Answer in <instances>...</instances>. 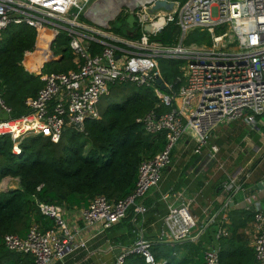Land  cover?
<instances>
[{"label":"built area","instance_id":"2783aa9c","mask_svg":"<svg viewBox=\"0 0 264 264\" xmlns=\"http://www.w3.org/2000/svg\"><path fill=\"white\" fill-rule=\"evenodd\" d=\"M91 2L0 0V39L11 24L34 27L37 41L33 48L24 51L22 63L26 71L42 79L37 94L25 101L26 113L0 117V136H11L12 151L17 155L22 154L21 145L28 137L45 136L58 143L67 129L85 131L86 119L101 117L99 102L110 93L112 85L130 83L152 87L159 104L167 110L163 113L151 110L138 121L147 133L163 135L165 147L139 162L136 186L130 194L119 200L99 194L83 208L82 216L88 226L105 229L120 223L131 207L138 214L145 211L139 199L160 185L163 172L172 163V151L184 134L195 139V152H201L217 126L236 120L256 125L257 116L264 115V0H174L172 9L160 7L152 13L148 9L155 1L134 12L124 8L123 16H133L136 22V26L129 27L131 34L87 20L84 12ZM172 24L178 32L171 43L155 39ZM146 25H150L151 31ZM45 27L46 35L42 38ZM196 27L212 33L210 45L182 43L188 31ZM61 31L66 32L69 48L77 56L72 67L66 70L47 67L53 63L63 66L64 56H57L53 51ZM138 32L141 34L136 35ZM164 58L184 61L180 66L182 76H177L181 81L177 88L162 74L160 60ZM158 77L163 79L166 88L160 87ZM0 107L13 112L1 98ZM219 151L220 146L213 143L210 155ZM225 188L230 196L216 230L218 239L229 234L226 211L234 202L233 191L241 186L229 176ZM36 203L43 215L53 219L54 225L43 228L33 222L24 237L7 233L3 242L9 250L31 255L34 264H53L55 259L62 260L74 245L72 229L64 218L66 206L37 199ZM235 206L247 207L240 202ZM258 206L254 212L253 250L264 264V212ZM164 219L167 228L158 236L160 241L184 242L197 226L190 203L169 204ZM214 219L210 218L207 223L210 225ZM153 245V241L139 234L134 244L117 256L116 264H124L132 254L142 255L145 264H167L168 260L155 257ZM219 251L220 243L207 248L203 254L205 263H220Z\"/></svg>","mask_w":264,"mask_h":264},{"label":"trees","instance_id":"16d2710c","mask_svg":"<svg viewBox=\"0 0 264 264\" xmlns=\"http://www.w3.org/2000/svg\"><path fill=\"white\" fill-rule=\"evenodd\" d=\"M132 26H136V22L123 13L111 23L112 29L123 34H131L129 27ZM176 32L175 25H168L155 39L168 44ZM2 34L0 98L16 116H21L28 111L26 99L34 97L42 85V79L40 85L39 77L26 71L22 63L24 51L36 44L37 33L34 27L21 23L9 25ZM161 61L173 70L166 75L167 81L179 87L181 81L177 76H182L180 66L184 61L174 58ZM55 65L54 69L59 70L72 67L64 63L59 67ZM104 98V102H99V119H86L85 131L67 129L58 143L45 136L28 137L21 145L22 154L17 155L12 151L11 136H0V182L10 175L18 178L22 185L19 189L6 191L0 188V264H34L31 255L7 249L3 237L7 233L24 237L33 222L40 223L43 228L52 226L51 219L41 213L36 199L68 207L81 206L99 194L119 200L134 190L139 162L165 147L163 135L147 133L138 121L151 110L156 109L158 113L167 110L159 104V97L152 87L117 83ZM236 124L232 122L230 127H237ZM232 131L237 129L232 128L225 136L228 141L237 136ZM241 237L243 234L235 229L230 236L219 239L221 264H261L254 250ZM179 245L173 249L177 250ZM191 246L193 257H184L177 264H189L191 260L194 264H206L205 259L197 256L204 254L203 246ZM162 252L168 257L167 264H176L169 250ZM126 258L124 264H145L142 255L132 254Z\"/></svg>","mask_w":264,"mask_h":264},{"label":"crops","instance_id":"0c3cea01","mask_svg":"<svg viewBox=\"0 0 264 264\" xmlns=\"http://www.w3.org/2000/svg\"><path fill=\"white\" fill-rule=\"evenodd\" d=\"M233 122L238 123L237 127H230V124L221 125H229L227 128L231 130L237 129L232 132L237 134L234 138L238 149L232 148L227 152V156L222 154L224 159L217 155L221 152V146L212 141L216 128L209 138V144L204 146L201 152H195V139L189 134H184L172 151V163L164 171L160 185L150 189L139 199L145 206L142 213L138 214L135 208L131 207L120 223L104 229L99 226L90 227L83 219L82 210L89 205L91 199L82 206L68 207L65 204L64 218L72 229L74 245L64 255L63 264H116L117 256L132 246L139 234L154 242L153 253L158 260H168L162 252L167 249L176 264L184 257H193L191 245L201 244L204 250L218 245L216 230L222 220L223 206L229 195L225 188L229 176L234 177L241 188L233 191L234 202L226 211L229 218L225 223L228 236L236 229L237 233L243 234V242L253 250L256 206L259 205L264 212V188H258V184L264 181V134L255 142L251 141L248 134L257 129L264 131V115L258 118L256 125H249L244 120ZM212 142L220 146V151L213 156L210 155ZM2 180L0 188L3 191L19 189L22 186L18 178L10 175ZM180 202L190 203V211L197 218V226L192 230L189 239L178 243L181 245L176 250L173 247L178 245L177 243L160 241L158 236L167 228L164 217L169 204L177 205ZM239 202L247 207L237 209L235 204ZM210 218H215V222L209 225L207 222ZM50 219V225H54L55 222ZM197 256L204 260L203 252ZM57 261L58 259H55L53 264ZM189 264L194 262L191 260Z\"/></svg>","mask_w":264,"mask_h":264},{"label":"rangeland","instance_id":"374dc122","mask_svg":"<svg viewBox=\"0 0 264 264\" xmlns=\"http://www.w3.org/2000/svg\"><path fill=\"white\" fill-rule=\"evenodd\" d=\"M95 1L96 0H92V2L89 5V7ZM117 29L119 30L120 27H117ZM194 30H199V31L194 32ZM61 32L62 33L60 34L58 41L54 42V44H53V51L56 52L57 56H62L63 55L64 56V64L66 66H71L72 64H74V60L77 58V56L69 48V39H68V36H67L66 32H64V31H61ZM45 35H46V27L43 30L42 38H44ZM3 36H4V34H2V37ZM181 37H182V35H181ZM212 39H213V35H212L211 32H209L205 28L196 27V28H192L190 31H188V33L183 38L182 43L185 44V45H189V44H192V43L210 45L211 42H212ZM47 67H49V68L55 67V64L54 63L50 64ZM160 68L162 69V74H163V76L165 77L166 80H167L166 75L173 73V70H171V68L168 67L167 65H165L161 60H160ZM38 82L41 85V79L40 78H38ZM104 97H102V100H101L102 102H104V99H105ZM15 116H16L15 111L9 113L7 111H3V109H1V107H0V117L1 118H10V117H15ZM242 125H244V124H242ZM227 127H229V125ZM227 127H223V125H220V126L216 127V129L214 130L215 134H213V137H212V141L217 142L221 146V152L219 154H217V155H218V157H220L222 159H224V157H223L224 155L227 156V152L231 151L232 148L234 150L238 149V146L236 145V142H235V138L231 139V143L230 144L225 139V136H227V133L231 132V129L227 128ZM263 134H264V131L260 132L257 129V130H252V132L250 134H248V135H249L251 141L255 142ZM212 144H213V142H212ZM251 144H252V142L250 143V145ZM222 154H224V155H222ZM2 181L3 180H1L0 183H2ZM14 186H16V185L14 184Z\"/></svg>","mask_w":264,"mask_h":264},{"label":"water","instance_id":"95a60500","mask_svg":"<svg viewBox=\"0 0 264 264\" xmlns=\"http://www.w3.org/2000/svg\"><path fill=\"white\" fill-rule=\"evenodd\" d=\"M153 1H155V4L152 8L148 9L150 13H152L154 9L160 7L168 10L172 9L174 0H96L84 12V17L95 25L110 28L111 23L121 14L122 9L126 8L129 11L134 12L135 9L140 8L145 4H151ZM130 19H133V16H131ZM146 29L151 31L150 25H146ZM157 82L160 84V87L166 88L161 77L157 78ZM258 187L260 189L264 188V181L260 182ZM55 264H63V261L58 260Z\"/></svg>","mask_w":264,"mask_h":264}]
</instances>
